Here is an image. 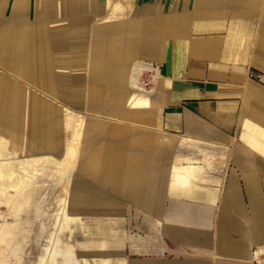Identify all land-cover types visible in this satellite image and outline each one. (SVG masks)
I'll return each mask as SVG.
<instances>
[{
	"label": "crops",
	"instance_id": "1",
	"mask_svg": "<svg viewBox=\"0 0 264 264\" xmlns=\"http://www.w3.org/2000/svg\"><path fill=\"white\" fill-rule=\"evenodd\" d=\"M0 249L264 264V0H0Z\"/></svg>",
	"mask_w": 264,
	"mask_h": 264
},
{
	"label": "rangeland",
	"instance_id": "2",
	"mask_svg": "<svg viewBox=\"0 0 264 264\" xmlns=\"http://www.w3.org/2000/svg\"><path fill=\"white\" fill-rule=\"evenodd\" d=\"M1 250V249H0ZM1 259H2V261H6V262H1ZM9 259L10 258H3V257H0V264H14V263H11L10 261H9Z\"/></svg>",
	"mask_w": 264,
	"mask_h": 264
}]
</instances>
